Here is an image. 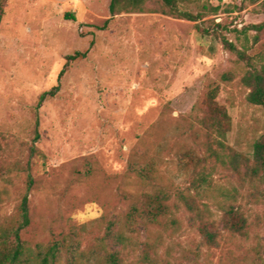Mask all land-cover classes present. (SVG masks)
Segmentation results:
<instances>
[{"label":"rangeland","instance_id":"1","mask_svg":"<svg viewBox=\"0 0 264 264\" xmlns=\"http://www.w3.org/2000/svg\"><path fill=\"white\" fill-rule=\"evenodd\" d=\"M110 1H5L0 221L28 193L31 222L21 234L32 244L74 232L85 254L121 250L126 264H141L145 251L160 264H264V179L249 172L264 107L248 101L242 77L249 67L221 41L264 67V29L252 27L264 22V6L185 0L181 9L193 13L219 7L190 21L166 14L162 0H148L145 12L111 16ZM225 72L233 78L223 80ZM214 82L232 119L224 147L202 123ZM55 86L37 108L40 94ZM147 165L153 172L144 181ZM159 189L169 195L167 213L130 220L143 194ZM230 209L246 217L243 232L225 227ZM202 223L218 233L216 243L206 241ZM115 232L128 237L126 245Z\"/></svg>","mask_w":264,"mask_h":264},{"label":"trees","instance_id":"2","mask_svg":"<svg viewBox=\"0 0 264 264\" xmlns=\"http://www.w3.org/2000/svg\"><path fill=\"white\" fill-rule=\"evenodd\" d=\"M6 0H0V23L4 14V4ZM148 0H111L109 10L111 16L121 13L145 12V4ZM185 0H162L164 12L176 18H182L190 21H199L209 14H217L218 6L205 4L197 13L186 9H181L180 3ZM260 3L264 6V0H244V3ZM66 17L75 19L73 13H67ZM256 31L264 29V22L252 26ZM209 33V32H208ZM217 37V36H216ZM223 46L230 52L237 55L239 60L245 61L249 67L242 77V82L249 88L248 101L254 105L264 107V67H255L251 57L246 50L239 48L234 42L223 37L221 39ZM86 55L85 53H79ZM75 56H69L68 59H75ZM65 67L60 75L64 73ZM233 74L225 72L222 75L223 80H231ZM58 90V86L50 91L43 92L38 98L37 108L48 98L53 97ZM220 85L217 82L210 84L205 93L203 104L206 107V115L202 118V123L210 130L220 147H224V140L232 127V119L227 108L218 101ZM39 120L36 118L35 132L38 136L37 127ZM239 158V155L234 157ZM153 167L147 165L140 172L141 178L146 181L151 178ZM251 177L264 179V134L258 137L253 143L252 162L249 166ZM178 198L191 210L197 209L195 199L184 193H179ZM169 195L164 190H155L145 192L142 196V202L129 215V219L135 221L137 217L156 221L159 217L165 215L168 210L167 201ZM1 200V197H0ZM31 222L29 211V195L26 193L18 204L15 213L0 221V264H55L61 258L65 257L66 264H126L121 250L106 251L102 257L94 258L95 254H85L77 245L76 233H69L60 240L51 243L32 244L23 239L21 231ZM225 227L232 231L241 233L246 228V217L243 214L230 209L224 216ZM200 231L206 241L210 244L217 242L218 233L213 231L207 224L202 223ZM114 237L123 245H126L128 237L123 232H115ZM141 264H160L151 257L149 252L145 251L142 256ZM164 264H171L165 262Z\"/></svg>","mask_w":264,"mask_h":264}]
</instances>
